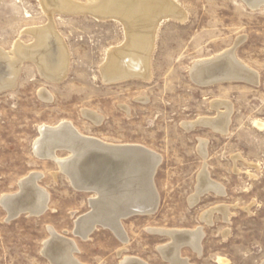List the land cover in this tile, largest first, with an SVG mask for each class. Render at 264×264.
<instances>
[{
	"label": "rangeland",
	"instance_id": "obj_1",
	"mask_svg": "<svg viewBox=\"0 0 264 264\" xmlns=\"http://www.w3.org/2000/svg\"><path fill=\"white\" fill-rule=\"evenodd\" d=\"M171 1L180 14L162 20L151 36L149 78L113 83L104 82L101 69L110 53L124 52L125 26L112 17L95 19L82 11L50 8L54 30L67 49L64 77L49 81L24 59L13 86L0 91V197L18 194L19 181L37 172L41 178L36 185L49 200L40 216L25 213L10 221L0 205V264H51L42 253L48 228L75 244L72 257L79 264H120L125 257L169 264L158 248H172L171 237L151 230L197 228L203 232L200 255L185 245L179 249L186 264H264V5ZM49 22L41 0H0V50L11 58L16 43L31 45L32 30ZM226 52L256 82L232 79L206 85L191 78L194 64ZM230 68L224 70L239 74ZM218 101L231 109L227 133L199 125L184 128L226 112L224 106L212 107ZM83 111L100 115L99 125ZM62 121L80 135L142 146L161 157L153 177L156 211L120 221L126 243L101 226L86 239L74 235L76 221L91 216L97 196L77 190L54 161L39 159L32 150L40 126ZM200 142L206 143L205 159ZM55 154L68 156L66 151ZM203 168L224 193L203 192L192 202ZM217 207L227 208L226 218L214 212L209 225L202 221L206 211Z\"/></svg>",
	"mask_w": 264,
	"mask_h": 264
},
{
	"label": "bare ground",
	"instance_id": "obj_2",
	"mask_svg": "<svg viewBox=\"0 0 264 264\" xmlns=\"http://www.w3.org/2000/svg\"><path fill=\"white\" fill-rule=\"evenodd\" d=\"M242 1L251 8H258L264 5V0ZM41 3L49 16L50 22L47 26L32 30L31 35L34 38L33 43L29 46L16 43L11 58L7 57V55L0 50V91L13 86L19 67L24 59L32 61L38 68L41 76H44L49 81L56 82L59 81L61 77H64V72H66L68 66L67 49L62 39L54 30L51 22V14L53 11L50 8H54L61 12L82 11L92 15L95 19L112 17L118 19L125 26L128 39L127 46L122 53H110L108 55L107 62L101 69L102 78L105 83L118 82L133 77L148 79L149 54L150 49H152L151 36L162 20L169 16L174 17L180 14L171 0H87V3L83 5L73 0H41ZM231 64H233L234 67H232ZM226 65L227 68L229 65L231 68H237L240 71L237 70L239 74L235 76V74H233L234 72L231 73L229 72L230 70H224ZM190 76L198 84L206 85L214 81L220 82L232 79H245V81L256 82L255 79H257L255 75H251L250 71L239 66V63L235 60L231 52H226L220 57L216 56L215 59L213 57L210 61L194 64L190 69ZM41 98L48 100L49 96L43 94ZM219 106H224L226 112H219V115L217 114L218 117H215V119L202 118L192 123H185L184 128L189 130L193 126L199 125L208 127L220 134L227 133L231 109L229 104L221 102L212 104V107L216 110ZM83 116L96 125H99L102 118L99 117L100 115L98 116L91 111H83ZM72 130H74L73 126H71L69 122L64 121L54 127L42 125L38 129L39 137L34 141L32 150L35 157L54 161L58 166L59 172L68 179L70 185L78 189H82L84 183H82L83 181H77L72 173H76L77 170L75 168L78 167L79 163V165H87L90 160H93L92 158L96 159L97 155L93 156L92 153H101V155H108L105 157H111V155H116L115 152H120L121 154V152L126 153L127 151L135 149L139 150L141 153L147 151L152 154L146 156L144 154L147 153L141 154L138 152L136 158H134L138 163L134 164L135 168L132 166L128 168L129 166L127 165L122 166V169L117 167V173L113 175L114 177L111 179V183L107 185L109 188L105 187L106 185L102 186L108 189L107 192L105 190H94L96 192L94 193L97 196V201L96 203L91 201L94 209L91 216H82L76 221V228L81 239H86L97 226L101 225L112 231L120 238L119 240L126 243V236L121 229L122 225L119 226L120 211L124 209L139 212L144 211L145 214L141 216H148L156 211L158 198L156 192H154L155 190L152 189L147 181L148 175L145 171H148L149 166L155 163L160 164L161 157L138 145H112L96 140L97 138L94 139V137L83 136V134L81 137L83 138L82 140L85 141L77 140ZM91 142L97 144V146L94 147L89 145ZM65 146L69 148L68 156H65V158H58V156H55L57 149ZM205 146V142H200L199 153L203 159L206 157ZM107 151H109L110 154L107 153ZM133 157H135V154ZM121 158L127 162L124 156ZM82 160L84 161L81 163ZM108 172L109 169H107L103 175H108ZM40 174L34 172L19 181V193L21 191L24 193L19 200H11L13 196L17 194L2 195L0 197V205L6 212L7 219L17 218L19 215L17 214L18 211H26L28 214H34L46 210L47 201L49 199H47L46 192H44L45 190L43 191L41 187L39 188L38 185H36V179ZM109 175H111V172ZM141 175L143 178H140ZM208 176L207 171L203 168L198 177V184L195 190L196 194L190 198L192 202L196 201L199 194H203V192H212L215 195H222L224 193L222 186L212 181ZM23 181H25V185L21 189ZM103 181L104 180L101 178V182ZM101 182L99 184H101ZM150 210H153L152 213ZM214 212H220L226 218L227 208L217 207L206 211L201 217L202 221L209 225L211 216ZM48 231L50 238L44 242L42 253L50 260L51 264H79L78 261L72 257V254L77 251L75 244L61 237V235H58L51 228H48ZM151 231L171 237L172 248L168 247L169 245L158 248L162 258L169 264H186L185 261L179 259V249L181 247H190L200 255L201 246H199V244L203 237L201 228L192 231ZM51 236L52 238L56 237V239L53 238L52 240ZM48 243L50 244L48 245ZM120 264H146V262L144 263L137 258L125 257Z\"/></svg>",
	"mask_w": 264,
	"mask_h": 264
},
{
	"label": "water",
	"instance_id": "obj_3",
	"mask_svg": "<svg viewBox=\"0 0 264 264\" xmlns=\"http://www.w3.org/2000/svg\"><path fill=\"white\" fill-rule=\"evenodd\" d=\"M72 131H73L74 137L76 136V139L77 140L85 141V140H82L83 138L76 131H74V130H72ZM89 145L94 146V147L97 146V144H94L92 142ZM57 151H66V152H68L69 151V148L67 146H65V147H62V148H58ZM138 152H140V151L139 150H135V149L132 150V151H127L126 153L121 152V154H120V152H115L116 155L115 154L113 156L111 155V157H105V156H108V155H101V153H96V154L95 153H92L93 156L94 155H97L96 159L95 158H92L93 160H90L87 165L86 164L79 165L80 164L79 163L78 164V167L75 168L77 170V171L75 170L76 173L75 172H74V174L72 173V175H74V178L77 181L78 180L79 181H83L82 183H84L82 189H78V188H76V189L79 190V191L92 192V193H94L95 191H100V190L101 191L102 190H105L107 192V190H108L107 188H109L107 185L109 183H111V179H113V177H114L113 175L115 173H117V167H120L122 169L123 168L122 166H126L127 165V166H129L128 168H130V166H132L133 168H135L134 164H138V163L136 162V160L134 158H136V155L138 154ZM107 153L110 154L109 151H107ZM142 153L143 154L144 153H147V154H144L146 156L152 155L150 152H147V151L142 152ZM112 154H113V152H112ZM134 154H135V157H133ZM122 156L125 157V159L127 160V162L125 160H123V158H121ZM37 158L43 159V158H40V157H37ZM132 158H133V161H132ZM84 160H82L81 163ZM158 165H159V163H155L154 165L149 166V170L148 171L147 170L145 171V173L148 175L147 181H148L149 185L152 187L153 190H155L154 184H153V177L155 175V172H156V169H157ZM107 169H109V172L108 173L110 174V172H111V175L108 174V175L105 176V175H103V173ZM120 173H122V172H120ZM145 173H144V175H145ZM142 175H141L140 178H143ZM99 177H101L104 181L101 182V178H99ZM40 178H41V176H39L36 180H38ZM142 181H143V179H142ZM24 182L25 181H23V183L21 184V189L25 185ZM100 182H101V184H99ZM103 185H106L105 187H107V188H103L102 187ZM23 194L24 193L21 191L17 195L13 196V199H11V200L12 201L19 200L23 196ZM11 200H9V201H11ZM150 211L152 213L153 210H150ZM120 212L121 213H120V217H119V226H121L120 225V221L123 220V219L129 218L131 216L144 215L145 214L144 211L139 212V211H134V210H129V209L128 210L124 209V210H121ZM25 213L28 214V212H26V211H18L17 212V214H19V215H22V214H25ZM42 213L43 212H40L39 211L37 213L29 214V215L34 216V217H38ZM7 220L10 221V220H12V218H8ZM76 227H77V225H76ZM101 227H104V226H101ZM74 235L81 237L80 234L77 231V228L74 231ZM51 238H52V236H51ZM53 238L56 239V237H53ZM53 238H52V240H53ZM59 238H61V237H59ZM49 244L50 243H48V245Z\"/></svg>",
	"mask_w": 264,
	"mask_h": 264
}]
</instances>
